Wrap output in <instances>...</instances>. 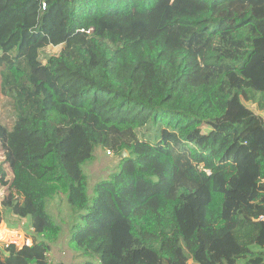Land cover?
I'll return each instance as SVG.
<instances>
[{"label":"trees","instance_id":"16d2710c","mask_svg":"<svg viewBox=\"0 0 264 264\" xmlns=\"http://www.w3.org/2000/svg\"><path fill=\"white\" fill-rule=\"evenodd\" d=\"M0 92V264H48L58 197L74 264H264V0H0Z\"/></svg>","mask_w":264,"mask_h":264},{"label":"rangeland","instance_id":"374dc122","mask_svg":"<svg viewBox=\"0 0 264 264\" xmlns=\"http://www.w3.org/2000/svg\"><path fill=\"white\" fill-rule=\"evenodd\" d=\"M60 50V46L46 47L41 51V60L44 62L46 56L57 55ZM244 104L256 114L264 116V113H260L256 110L255 105L249 103ZM15 119V112L11 98L2 95L0 92V124L10 130L15 122ZM143 133H145L148 138L153 139L154 137H157L158 130L150 127L145 129V131H142V134ZM106 152V149L98 147L94 152L96 159L93 162L86 163L82 167L85 175L87 176V193L90 199L93 197V188L96 183L107 179L109 175L117 169L116 167L119 162V158L117 156H113L112 153L111 156H108ZM10 181L11 179L9 177H5L4 180L0 181V208L1 199L4 196V191L9 188ZM47 211L53 220L58 222L62 227V233L59 236L58 241L55 244L50 245L46 254L48 264H74L87 260V258L83 256L80 251H76L69 246V226L67 225L68 222H72L75 218L73 217L74 214H78L79 216V214H85V211L73 213L72 211L74 210L71 208L65 197H58L55 200L50 201L47 205ZM5 218L7 217H5L2 213V225L10 233H8L6 237L0 239V249H3L8 244H14L18 248L23 242L27 241L29 243L28 240L31 242L33 241L32 230L28 227L27 221L14 220L13 217L8 216L10 220H13L11 222L12 224H8L5 222ZM16 233L18 236L11 237V235Z\"/></svg>","mask_w":264,"mask_h":264},{"label":"built area","instance_id":"2783aa9c","mask_svg":"<svg viewBox=\"0 0 264 264\" xmlns=\"http://www.w3.org/2000/svg\"><path fill=\"white\" fill-rule=\"evenodd\" d=\"M42 8L44 9V4L42 3ZM106 154L108 155V156H111V153L109 152V151H107L106 152ZM263 219V217L261 216V217H259V220H262ZM29 241V243L26 241V242H23L17 249H20L22 246H30L31 244H32V242L30 241V240H28ZM9 245V244H8Z\"/></svg>","mask_w":264,"mask_h":264}]
</instances>
